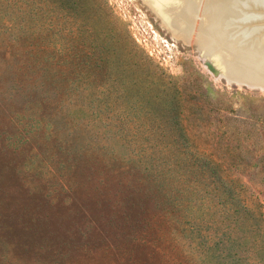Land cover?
<instances>
[{
	"label": "rangeland",
	"instance_id": "374dc122",
	"mask_svg": "<svg viewBox=\"0 0 264 264\" xmlns=\"http://www.w3.org/2000/svg\"><path fill=\"white\" fill-rule=\"evenodd\" d=\"M190 43L145 0H0V264L253 254L172 220L191 202L160 175L181 161L169 144L212 161L264 219V91L215 77Z\"/></svg>",
	"mask_w": 264,
	"mask_h": 264
},
{
	"label": "bare ground",
	"instance_id": "6f19581e",
	"mask_svg": "<svg viewBox=\"0 0 264 264\" xmlns=\"http://www.w3.org/2000/svg\"><path fill=\"white\" fill-rule=\"evenodd\" d=\"M145 1L215 77L264 91V0Z\"/></svg>",
	"mask_w": 264,
	"mask_h": 264
},
{
	"label": "trees",
	"instance_id": "16d2710c",
	"mask_svg": "<svg viewBox=\"0 0 264 264\" xmlns=\"http://www.w3.org/2000/svg\"><path fill=\"white\" fill-rule=\"evenodd\" d=\"M128 50V56L134 60V65L141 66L137 49L130 46ZM159 149L161 152H172V155L181 158L180 163L177 164L174 162L165 163L164 165L168 166V169L163 170L160 175L166 179L167 186L172 192L186 196L182 200L188 199L191 202V204L183 205L181 200H178L175 204L179 210V215L172 218V220L175 219V224H182L186 215L196 218L198 222L211 223L214 230L208 237L209 247H213L214 240L217 239L213 235H216L217 230L222 228L225 236L228 235L220 242L223 244L221 245L224 250L231 245L233 240L231 237L235 236L239 246L244 244L253 252L245 257L240 256L236 260L237 264H264V219L262 214H258L253 208L246 205L245 200L239 197L227 178L220 176L218 167L212 161L191 158L187 151H180L174 144L159 147ZM185 153L188 159L183 157ZM181 170H183L182 174L179 173ZM213 213H218L219 219L209 222ZM171 224L174 225L173 222Z\"/></svg>",
	"mask_w": 264,
	"mask_h": 264
},
{
	"label": "water",
	"instance_id": "95a60500",
	"mask_svg": "<svg viewBox=\"0 0 264 264\" xmlns=\"http://www.w3.org/2000/svg\"><path fill=\"white\" fill-rule=\"evenodd\" d=\"M207 68L209 69V70H212V67H211V65H207Z\"/></svg>",
	"mask_w": 264,
	"mask_h": 264
}]
</instances>
